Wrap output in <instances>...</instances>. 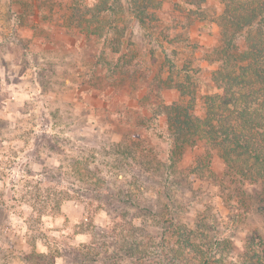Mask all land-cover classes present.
I'll return each mask as SVG.
<instances>
[{
  "label": "rangeland",
  "instance_id": "rangeland-1",
  "mask_svg": "<svg viewBox=\"0 0 264 264\" xmlns=\"http://www.w3.org/2000/svg\"><path fill=\"white\" fill-rule=\"evenodd\" d=\"M136 1H101L97 19L96 0H0V264H163L176 222L222 241L198 261L264 264L262 188L228 179L218 150L186 148L161 183L171 142L155 104L178 96L150 84L187 65L208 89L201 49L178 31L215 45L223 6L206 0L185 21L184 0H158L159 20L142 25Z\"/></svg>",
  "mask_w": 264,
  "mask_h": 264
},
{
  "label": "trees",
  "instance_id": "trees-1",
  "mask_svg": "<svg viewBox=\"0 0 264 264\" xmlns=\"http://www.w3.org/2000/svg\"><path fill=\"white\" fill-rule=\"evenodd\" d=\"M101 1L106 3V0H96L97 19L104 18L103 10H100ZM117 1L114 0L115 3ZM137 1L134 8L137 9L136 19L140 24L159 20L156 13L161 2L146 0V4L141 0ZM184 3L191 8L181 11L185 16L180 17L182 20L189 21L191 15L203 17L201 6L206 0H184ZM220 3L223 9L218 19L215 45L207 49L197 46L188 32L178 31L180 47L184 50L193 47L201 49L199 61L205 62L210 70L211 85L207 86L208 89L195 76L197 70H191L185 65L187 62L181 68L173 66L176 74H170L166 78L161 76L149 87L156 88L161 97H164L166 90L173 91L178 96L172 103L168 104L162 99L155 104L157 109H162L155 118L160 122L159 129L171 142L166 159L170 164L165 166L161 183L168 181L167 175L175 166L171 162L177 163L184 156L186 148L205 142L222 155L228 179L241 184L261 186L264 204V0H220ZM183 28L187 29L185 26ZM195 67L199 70L201 66L196 64ZM142 162L145 165L146 162ZM183 171L177 172V177L181 180L184 177ZM186 183L185 188L192 189L187 178ZM97 193L111 197L108 188L104 192L98 190ZM165 196L171 199L169 195ZM127 201L133 203L128 197ZM190 203V200H184L183 205L181 202V208L176 212L178 217L185 213ZM146 211L152 214L150 209ZM162 212L154 214L160 225L166 223ZM212 218L210 221L214 227L216 218ZM197 223L202 230L210 225L203 217ZM176 225L183 229L178 232V240L174 246L176 249L172 248L166 255H162L163 264H209L208 258L198 260L203 258L205 252L209 254L211 249L219 247L222 241L217 240L216 236L208 235L201 237L205 240L202 244L194 241L190 233L189 237L185 235L186 227L182 226V222H176L173 227ZM204 248L203 254L201 251ZM262 255L264 256V249Z\"/></svg>",
  "mask_w": 264,
  "mask_h": 264
}]
</instances>
